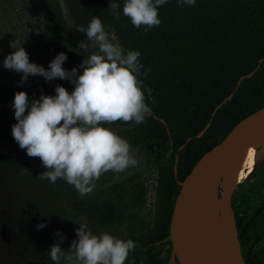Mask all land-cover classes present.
Instances as JSON below:
<instances>
[{"label":"trees","instance_id":"1","mask_svg":"<svg viewBox=\"0 0 264 264\" xmlns=\"http://www.w3.org/2000/svg\"><path fill=\"white\" fill-rule=\"evenodd\" d=\"M120 4V19L109 8ZM76 28L85 29L99 16L125 54L139 51L141 76L151 116L139 125L116 122L104 125L126 139L132 149L161 156L157 168L154 213L149 221L130 228L125 241L136 244L126 264H166L171 243L164 241L179 183L198 159L220 143L246 116L264 107V0H196L195 6L180 7L177 0L160 6L161 24L145 32L123 15L124 0H64ZM41 42L55 55L77 68L89 53L65 34L60 0H40ZM82 69V68H80ZM83 70V69H82ZM150 70V71H149ZM151 89V95L147 89ZM231 96L223 103V100ZM202 132V135H198ZM8 165L28 168L22 177L0 182V264H54L50 248L60 242L55 230L69 223H85L102 232L112 231L127 220L129 208H141L146 189L140 182H121L102 196L74 199V212L64 214L56 206L72 185L62 179L51 183L37 177L45 171L39 158L22 155ZM264 182L239 195L232 193L236 236L244 264H264V259L245 249L247 225L240 208L262 191ZM9 195V203L5 198ZM16 201L20 214L12 219ZM238 202V204H236ZM263 208L255 225L264 228ZM46 227L38 230L37 225ZM124 224V223H123ZM60 247L65 250V239ZM161 248L164 256L155 252ZM60 264L66 262L60 261ZM177 264V263H175Z\"/></svg>","mask_w":264,"mask_h":264},{"label":"clouds","instance_id":"2","mask_svg":"<svg viewBox=\"0 0 264 264\" xmlns=\"http://www.w3.org/2000/svg\"><path fill=\"white\" fill-rule=\"evenodd\" d=\"M168 0H124L123 15L131 24L147 32L161 24L159 7ZM180 7L195 6L196 0H177ZM120 4L112 2L109 8L120 19ZM77 31L85 33L87 41H81L80 49L97 47V51L83 60L78 70L63 67L68 59L60 53L49 64V70L30 62L29 54L16 39L10 47L14 51L3 60V67L22 73L20 85L28 82L30 76H41L46 81L68 80L74 85L69 92L57 85L55 95H41L39 100L29 102L27 92L15 94L12 107L16 124L12 136L30 158L42 161L43 171L37 178L56 183L64 180L74 186L81 196L90 194L100 177L108 172L122 173L138 164L129 142L111 128L104 125L116 122L139 125L151 116L146 103L145 85L141 76L144 67L139 51L126 54L119 44L113 43L99 16L93 17L87 28ZM92 42L90 45L87 42ZM150 71V70H149ZM151 95V89H147ZM76 230L78 240H73L69 252L60 243L64 237L57 232L60 242L47 252L54 262L60 264L66 259L70 264H126L136 244L108 233L93 234L86 224H79ZM37 225V229L45 228Z\"/></svg>","mask_w":264,"mask_h":264},{"label":"rangeland","instance_id":"3","mask_svg":"<svg viewBox=\"0 0 264 264\" xmlns=\"http://www.w3.org/2000/svg\"><path fill=\"white\" fill-rule=\"evenodd\" d=\"M65 18V34L75 39L79 45L81 41H87L85 33H81L76 28L69 16L67 7L64 0H60ZM41 5L40 0H0V182L3 178L12 179L14 177H22L28 168H19L14 165H8L7 161L13 157L22 155L26 150H22L15 142L12 136V126L17 123L15 119V111L12 107L15 94L20 91L27 92L29 102L39 100L43 95H55V88L57 85L65 87L69 92L74 90V85L68 80L55 79L51 82L46 81L41 76H30L28 82L20 85L22 73L16 71H9L3 67V60L10 55L14 49L10 45L18 39L20 44L24 47L25 51L29 54L30 62L43 66L46 70L50 71L49 64L56 56L41 42L39 38V26L41 22ZM108 33L110 40L118 44L114 35L109 29H105ZM90 45L92 42H87ZM97 51V47H89L87 52L93 53ZM63 67L67 71L73 68L78 70V74L82 75L83 70L73 66L67 62ZM133 156L137 159L138 164L135 167H130L122 173L108 172L100 177L96 182L93 191L86 195L81 196L78 191L72 186L58 198L55 203L60 209L59 211L64 214H72L75 206H73L74 199H92L104 195V193L113 185L121 182H140L146 189L145 203L141 208H129L127 220L112 231L102 232L98 229H93L88 226V229L95 235L108 233L116 238L123 239L129 234V229L137 227L139 223L151 220L154 213L155 202V187L157 168L161 163V156L151 155L141 149H133ZM244 173L241 176V182L238 184L239 195L245 193L248 189L252 188L254 184L264 182V145L256 144L255 149L250 154L248 160L241 165ZM232 178V173H231ZM224 186V184H222ZM237 185V186H238ZM236 186V187H237ZM235 187V188H236ZM234 190V189H233ZM233 190L229 193L231 200ZM222 186L219 183L217 194L221 197ZM5 198L9 203V195L5 194ZM0 199L3 194L0 192ZM218 203V200L215 199ZM13 207L12 219H16L20 214L21 206L16 201L10 203ZM238 204V202L236 203ZM237 208L238 206L235 205ZM264 207V186L262 191L257 193L251 199L250 203L240 208L239 211L243 212L244 224L247 225L244 240L246 241L245 249L250 251L257 259H264V228L255 225L252 222H257L260 215L259 211ZM232 208L233 214L234 209ZM224 210V209H223ZM262 213H264V208ZM229 222L232 225L229 214H227ZM85 224V223H82ZM233 226V225H232ZM80 227L79 223H69L64 229L55 230L66 237L65 239V252H69L72 241L78 240L76 230ZM236 228V226H235ZM233 240L235 246L240 249L238 239L233 229ZM157 255L164 256L161 248H157ZM62 262L70 264L66 259H61Z\"/></svg>","mask_w":264,"mask_h":264},{"label":"water","instance_id":"4","mask_svg":"<svg viewBox=\"0 0 264 264\" xmlns=\"http://www.w3.org/2000/svg\"><path fill=\"white\" fill-rule=\"evenodd\" d=\"M230 98L231 96L224 99L223 103ZM201 135L202 132L198 137ZM258 142L264 145V107L239 121L220 143L198 159L191 171L179 183V190L172 208L169 233L164 239L165 242L171 243V251L166 264H226L209 248L184 235L183 228L188 217L190 198L200 182L210 172L216 171L225 158ZM221 186V199L228 210L236 234L231 200L224 186L222 184Z\"/></svg>","mask_w":264,"mask_h":264},{"label":"bare ground","instance_id":"5","mask_svg":"<svg viewBox=\"0 0 264 264\" xmlns=\"http://www.w3.org/2000/svg\"><path fill=\"white\" fill-rule=\"evenodd\" d=\"M255 145L251 144L225 158L219 168L210 172L195 188L189 202L184 235L209 248L226 264L244 263L241 251L237 250L233 240L228 210L217 194V188L219 183L224 184L227 194L235 189L244 173L241 165L248 160Z\"/></svg>","mask_w":264,"mask_h":264}]
</instances>
